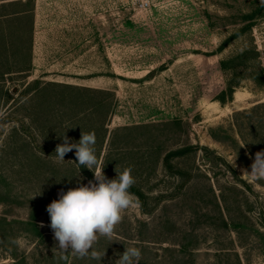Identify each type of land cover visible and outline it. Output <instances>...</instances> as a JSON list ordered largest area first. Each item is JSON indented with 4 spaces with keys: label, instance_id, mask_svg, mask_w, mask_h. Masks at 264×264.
<instances>
[{
    "label": "rangeland",
    "instance_id": "374dc122",
    "mask_svg": "<svg viewBox=\"0 0 264 264\" xmlns=\"http://www.w3.org/2000/svg\"><path fill=\"white\" fill-rule=\"evenodd\" d=\"M263 72L261 0H0V264H116L132 246L139 264H264V180L242 176L264 151ZM81 132L147 198L101 261L57 250L49 226L61 192L95 182L52 153Z\"/></svg>",
    "mask_w": 264,
    "mask_h": 264
},
{
    "label": "clouds",
    "instance_id": "9594fccd",
    "mask_svg": "<svg viewBox=\"0 0 264 264\" xmlns=\"http://www.w3.org/2000/svg\"><path fill=\"white\" fill-rule=\"evenodd\" d=\"M62 138L63 143L55 149L57 160L65 161V155L75 149L76 162L93 172L95 182L89 181L61 192L59 199L47 206L49 226L58 242L56 249L81 258L90 255L101 261L105 254L93 250L94 245L101 237L111 240L125 210L135 205L134 195L130 192L135 178L131 168L116 171L114 179L104 175L96 155L94 132H81L78 142H70L66 135ZM233 167H236L235 160ZM242 176L253 182L264 180V151L255 154L251 170L242 169ZM141 259V250L132 246L125 248L116 264H139Z\"/></svg>",
    "mask_w": 264,
    "mask_h": 264
},
{
    "label": "trees",
    "instance_id": "16d2710c",
    "mask_svg": "<svg viewBox=\"0 0 264 264\" xmlns=\"http://www.w3.org/2000/svg\"><path fill=\"white\" fill-rule=\"evenodd\" d=\"M27 10L24 11V13L26 12ZM29 11V10H28ZM22 13V11H21ZM21 15H26V14H21ZM250 26V25H249ZM249 26H246V27H249ZM227 42L226 41L222 47H225L227 45ZM222 49V48H221ZM255 53L257 55H259V52L257 49H255ZM234 62V60H224L222 61V68L223 69H227V67L232 63ZM264 73V72H263ZM264 75V74H263ZM2 76V74H0V77ZM264 77V76H263ZM0 81H5V79L3 80H0ZM264 82V81H263ZM40 84V80H36L33 82H30L24 89V91H28L30 90L31 88H37L36 90L39 91V88H38V85ZM61 86L64 90L66 91H76V92H89V91H103L102 89H96V88H92V87H89V86H79V85H73V84H67V83H56V82H48L46 84H44V88H48V87H51V86ZM95 89V90H94ZM234 91H235V86L231 83V82H228L227 83V89L226 90H223L219 96V100L224 103L226 102L227 99H232L233 98V94H234ZM185 150H180V151H177V152H173V153H169L167 156H166V159L167 161L169 160V157L170 156H173V155H179V154H182ZM52 153H55V152H52ZM66 156H70L73 158V160L75 161V163L77 164V166L79 167V169L86 175L88 176L89 178H93V174L92 172H90V170H88L87 168L83 167V166H80L77 162H76V156H75V152L74 151H71L69 153L66 154ZM130 192L131 193H134L138 198H139V201H140V206H141V209L143 212L147 211V201H146V195L145 193L140 190V189H137L136 187L133 188L131 187L130 188Z\"/></svg>",
    "mask_w": 264,
    "mask_h": 264
}]
</instances>
